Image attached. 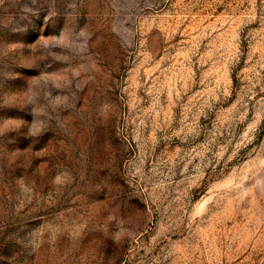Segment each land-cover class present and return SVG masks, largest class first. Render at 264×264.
<instances>
[{
	"label": "rangeland",
	"instance_id": "rangeland-1",
	"mask_svg": "<svg viewBox=\"0 0 264 264\" xmlns=\"http://www.w3.org/2000/svg\"><path fill=\"white\" fill-rule=\"evenodd\" d=\"M0 264H264V0H0Z\"/></svg>",
	"mask_w": 264,
	"mask_h": 264
}]
</instances>
